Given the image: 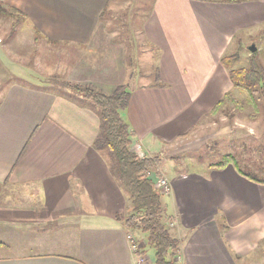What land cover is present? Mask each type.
Returning <instances> with one entry per match:
<instances>
[{
	"label": "crops",
	"instance_id": "0c3cea01",
	"mask_svg": "<svg viewBox=\"0 0 264 264\" xmlns=\"http://www.w3.org/2000/svg\"><path fill=\"white\" fill-rule=\"evenodd\" d=\"M0 1L24 14L27 29L45 41L97 48L108 38L112 51L120 47L103 32L110 0ZM263 27L264 0H154L137 35L150 76L129 87L131 75L124 81L107 63L96 89L108 94L126 85L133 144L145 156L162 154L194 135L233 91L221 57ZM68 79L99 82L93 70ZM42 86L13 81L0 90V185L12 190L10 197L0 191V264H137L117 218L130 210L128 194L106 153L93 146L96 109ZM197 163L185 169L173 159L156 168L170 184L163 204L173 218L171 233L181 240L175 263L264 264V184L232 165Z\"/></svg>",
	"mask_w": 264,
	"mask_h": 264
},
{
	"label": "rangeland",
	"instance_id": "374dc122",
	"mask_svg": "<svg viewBox=\"0 0 264 264\" xmlns=\"http://www.w3.org/2000/svg\"><path fill=\"white\" fill-rule=\"evenodd\" d=\"M153 1L110 0L101 20L104 23L103 32L108 33L107 37H113V43L120 44V47L113 51L111 49L116 47L110 46L108 38L99 41L98 49L94 45L74 46L45 41L37 33L27 29L25 22L19 21L21 13L10 10L11 17L0 13V90L13 81L32 82L78 98L79 93L64 86L65 83L78 85L87 83L71 82L68 76H71L74 71L93 70L99 81L94 86L100 89L105 79V72H109L106 69L107 63H109L108 68L112 70L111 74L120 77L125 75L124 81L131 75L128 79L129 87L132 84L146 82V79L140 77L147 75L151 69L148 63L144 64V61L148 60L145 54L147 50L145 52L141 50L143 41L139 40L137 35L139 31L141 32L142 24ZM249 33V36L242 35L241 48L235 50L232 47L225 55L238 54V60L233 63V68H247L252 54L247 47L254 44L256 58L264 71V27L257 33L255 30ZM128 44L130 45L129 53L126 52L125 47ZM90 47L93 48L90 52L94 54L89 57L87 52ZM122 47H125L124 53H121ZM144 48L148 47L145 45ZM138 51L140 56L133 54ZM131 80L136 82L132 83ZM229 92L235 102L224 99V102L216 107L223 99L222 97L203 118L194 135L175 143L170 146V149H165L162 154H156L161 158L163 165L169 164L174 159L182 168L196 162L199 165L205 164L206 167H212L210 164L217 163L226 154H232L244 171L261 172L264 169V93L256 95L258 96L256 102L248 103L246 102L247 93L244 90L234 88ZM133 145L134 149L139 146L137 143ZM159 166L160 164L157 168ZM157 173L159 174L157 178H166L163 170H160V173L157 170ZM154 181L156 182L157 179L154 178ZM0 191L4 197L11 196L12 190L8 186L0 185ZM159 192L162 201L167 198V193ZM166 226L171 228V223H167ZM128 234L140 243L142 253L146 256V264H153L154 253L148 247L145 236L136 231H129Z\"/></svg>",
	"mask_w": 264,
	"mask_h": 264
},
{
	"label": "trees",
	"instance_id": "16d2710c",
	"mask_svg": "<svg viewBox=\"0 0 264 264\" xmlns=\"http://www.w3.org/2000/svg\"><path fill=\"white\" fill-rule=\"evenodd\" d=\"M10 10L17 11L4 6L0 1L1 14L11 17ZM104 11L105 9L101 15ZM19 16V21L25 20L24 14ZM237 60L238 54L234 53L231 56H223L221 63L227 68L234 88L244 90L247 93L246 102L254 103L258 97L256 95L264 93L263 68L256 58V51L251 54L247 68H233L232 65ZM64 86L79 93L80 98L88 101L98 113L100 125L93 146L106 153L110 170L128 194L130 201L128 213L117 215V218L122 221L128 232L136 231L145 236L148 247L154 253L153 264H176L175 257L181 240L174 237L166 226L173 218L166 214L161 193L154 186V178L159 176L156 168L161 163V158L156 154L140 157L133 149L134 132L124 116L130 96L129 88L121 84L106 94L91 84L66 82ZM224 99L235 102L231 92H227L216 107L220 106ZM228 164L248 180L264 184V169L263 172L244 171L232 154H226L220 161L210 165L213 168H224Z\"/></svg>",
	"mask_w": 264,
	"mask_h": 264
},
{
	"label": "built area",
	"instance_id": "2783aa9c",
	"mask_svg": "<svg viewBox=\"0 0 264 264\" xmlns=\"http://www.w3.org/2000/svg\"><path fill=\"white\" fill-rule=\"evenodd\" d=\"M136 153L140 156L143 157L145 156L141 151L139 146L135 149ZM170 184L168 183V180L166 178H157V181L155 182V187L162 193H167L170 189ZM127 238L130 243V249L133 255L136 257L137 264H146V256L145 253H142V248L140 243L136 240L133 239L131 234L127 235Z\"/></svg>",
	"mask_w": 264,
	"mask_h": 264
},
{
	"label": "water",
	"instance_id": "95a60500",
	"mask_svg": "<svg viewBox=\"0 0 264 264\" xmlns=\"http://www.w3.org/2000/svg\"><path fill=\"white\" fill-rule=\"evenodd\" d=\"M247 49H248L251 53H253V52L256 51V47H255L254 44H251L250 46H248Z\"/></svg>",
	"mask_w": 264,
	"mask_h": 264
}]
</instances>
